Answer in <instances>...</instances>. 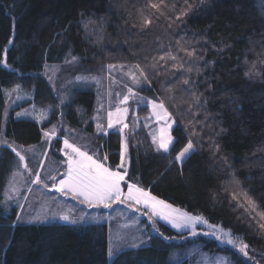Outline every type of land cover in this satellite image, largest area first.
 Masks as SVG:
<instances>
[{
  "label": "trees",
  "instance_id": "obj_1",
  "mask_svg": "<svg viewBox=\"0 0 264 264\" xmlns=\"http://www.w3.org/2000/svg\"><path fill=\"white\" fill-rule=\"evenodd\" d=\"M67 61L87 73L134 70L141 79L140 96L126 103L123 182L231 230L247 256L205 236L192 241L201 249L233 264H264V0H0V264H189L191 241L161 222L148 243L145 236L109 263L106 223L82 221L87 204L55 191L66 168L63 138L120 170L119 132H94L93 89H72L64 101L42 74L44 65ZM15 85L35 88L34 102L52 108L47 122L4 115V91ZM149 100L163 102L175 122L167 152L144 127ZM44 128L58 138L49 143ZM189 141L194 149L178 164ZM17 177L25 187L9 199ZM61 210L76 222L59 221Z\"/></svg>",
  "mask_w": 264,
  "mask_h": 264
},
{
  "label": "rangeland",
  "instance_id": "obj_2",
  "mask_svg": "<svg viewBox=\"0 0 264 264\" xmlns=\"http://www.w3.org/2000/svg\"><path fill=\"white\" fill-rule=\"evenodd\" d=\"M42 74L46 79L49 87L56 96H65L64 101L66 100V96H68L69 93L72 92L71 91L72 89L75 91L84 90L87 87L93 89L95 94V101L92 112V122H93L94 132L96 134H106L108 131L111 130H116L119 132L120 134L119 165H121L122 163V156H123V168H119V169L122 172L124 171L127 172L129 167V156H128V146H127V138H126L127 127H124V125L126 124L128 109L126 107V104L121 102L124 100L125 96H128V98H134L136 96H140L138 95V93H136V91H134L136 90V88L142 87L143 85L141 83V79L139 75L134 70H129L125 72L122 71L121 68H117V67L110 68L109 66L107 68L92 69L89 71V73H87V71H84L82 69V66H80L76 61H67L62 64H51V65L46 64L42 69ZM123 89L125 90L124 92H122ZM129 89H131L132 91L129 92ZM62 91L63 94H61ZM57 92L60 93V95ZM4 95H5V103H6L4 115H6V113L10 112L11 110H13V116L15 119H30L36 122L40 126L45 122H47L50 119V116L52 115L51 107H49L48 109L47 107H44L41 104L34 102L35 88L33 87L27 90L22 85H15L14 87L5 90ZM39 96H46V95L40 92ZM147 104L149 106V113L147 115V118L143 120L144 127L147 128L151 141L154 143V145L158 149L165 151L164 149L159 147L160 139H161L160 129L165 128L167 130V135L170 136L173 141V136L171 131L175 125V122L173 119H171V117L161 118L160 116L157 115V113H159L161 110L159 108L153 107V104H157V105L159 104L156 101L149 100ZM117 108L121 109L122 112L123 109L125 108L127 109V112L123 114L122 117L123 122L119 124L114 123L113 128H108V118H109L108 114L109 112H112L114 114L113 120L115 121V113ZM51 129H45V128L42 129L44 136L49 138L48 141L49 143L54 138H58L55 130L52 131ZM120 129H123V131L121 132ZM45 133H47L48 135L46 136ZM154 137H155V141H154ZM65 139L66 138L61 139L62 142L61 152L65 158V165H66L65 173H66L67 153H70L71 150L65 149L63 143ZM68 141L69 143H73L80 148V146L76 144V142H73L71 140ZM1 143L3 144L4 142H0V145H2ZM172 143L169 145V149L172 146ZM187 144L185 146H187ZM193 149L194 147H192L190 153L193 151ZM81 151L83 150L81 149ZM189 155L190 154H188L187 157ZM184 160L185 158H181V160L179 161L176 160V162L180 164ZM42 162L43 159L41 160L40 166ZM26 165L27 162L25 160L24 167L22 168H25ZM31 169L32 168L29 167L28 169L29 173L31 172ZM62 178H64V176ZM35 180L36 179H34V181ZM58 182L56 184H58ZM127 184L128 183L122 182V189L125 192H127V187H126ZM31 186L32 185L25 188V195L23 197L22 203L24 201L26 202V197L29 195ZM24 187L25 186L23 180H21L20 177L15 178L11 182V186H9L8 188L7 198L19 200L21 196L20 193ZM78 198L82 200V197H78ZM32 201L35 202L34 196L32 197ZM37 204L39 205V203ZM40 205H42L43 210L45 212L47 209L48 213L54 215L56 214L55 212L56 210L52 211L51 207L46 206V203L43 202L40 203ZM86 207H87L85 209L86 212H84L83 214L84 216L80 215V218L86 217V220L94 221V222L104 221L107 225V235H108L107 260L109 263H112L115 260L117 253L122 249L135 248L137 246L144 244L143 241L145 236L147 237V243H148L150 234L158 233L157 222H161L169 226L176 232L185 234L186 237L183 239V241H191L189 245H186L187 249L184 252V256L189 260V264H218V262H220V264H233L232 261L229 259L228 255L219 252H211V251L203 250L200 248L199 245L196 244L197 242H192L199 236L214 238L212 235L203 234L204 232L210 231L207 228V226L204 224L197 225L198 234L193 236L190 234V229L187 228L176 229L172 227V225L168 223L166 220H163L156 216H152L151 212L145 209L143 205H134V204H130V202L121 203L117 201L112 203L111 207H107V208L104 207L103 205L91 206V207L87 205ZM80 211L81 213H83L82 209H80ZM64 215L69 216V221L74 220V216L72 212L70 211L64 212L61 210L57 215L59 221L65 223L67 222L71 223L69 221H64L63 219H61V217ZM220 244L226 245L225 243H220ZM242 245H245L242 241L240 240L236 241L235 249L239 251V247ZM110 249L114 253L111 257H109L108 254ZM175 250L176 248L174 249V251Z\"/></svg>",
  "mask_w": 264,
  "mask_h": 264
},
{
  "label": "snow or ice",
  "instance_id": "obj_3",
  "mask_svg": "<svg viewBox=\"0 0 264 264\" xmlns=\"http://www.w3.org/2000/svg\"><path fill=\"white\" fill-rule=\"evenodd\" d=\"M163 59V57H162ZM111 68L112 66L109 65ZM187 83V81H185ZM132 90L129 89V92ZM128 96L124 97V100L121 103H127ZM154 108H159L161 111L157 113L161 118H169L170 114L165 109L163 102L153 104ZM127 112V109L117 108L115 113V121L113 120L114 114L109 112L108 114V128H113L114 123H122L123 114ZM124 127H127L125 124ZM122 132L123 129H120ZM47 136L48 134L45 133ZM160 144L159 147L164 149L166 152L169 149V145L173 142L172 138L167 135V130L165 128L160 129ZM155 141V137H154ZM65 149H70V153H67V170L64 174V178L60 179L58 184H53V187L57 192L62 193H72L74 197H82L81 203L91 206H100L111 207V204L114 202H130L134 205H143L145 209L149 210L152 216L159 217L163 220H166L176 229H190V234L195 236L197 235V225L204 224L210 230L204 232V235H212L217 242L225 243L226 245L232 246L233 250L236 248V241L240 238L234 236L231 230H225L223 227L211 224L203 216L192 215L186 211H182L179 208L173 207L172 204L166 203L164 200L158 199L156 196L152 195L149 191L144 190L143 188L137 186L135 183H128L126 185L127 192L122 189V182L125 181L126 171L122 172L120 170H112L106 166L103 161L107 160V155L104 156L103 161L100 159L93 158L92 155H89L86 151H81L73 143H69L67 139L63 141ZM193 145L191 141L185 146L176 156V160H181V158H187V155L190 154V150ZM19 156L20 160H23L24 157L19 153H16ZM123 168V156L122 163L118 166ZM55 179V177H52ZM36 183H40V176L37 174ZM47 187V185H45ZM147 214V213H146ZM64 221H69V216L64 215L61 217ZM86 217H81V220H85ZM151 219V217H150ZM75 223L76 221H69ZM247 245H242L239 247V251L247 256L245 249ZM109 257L114 253L112 250H109ZM226 259V258H225ZM220 264V262H218Z\"/></svg>",
  "mask_w": 264,
  "mask_h": 264
},
{
  "label": "water",
  "instance_id": "obj_4",
  "mask_svg": "<svg viewBox=\"0 0 264 264\" xmlns=\"http://www.w3.org/2000/svg\"><path fill=\"white\" fill-rule=\"evenodd\" d=\"M2 65H3V67H5L6 66V63H5V59H3V63H2ZM18 158H19V156H18ZM20 159V158H19ZM21 161V163H22V167H24V159L23 160H20Z\"/></svg>",
  "mask_w": 264,
  "mask_h": 264
}]
</instances>
